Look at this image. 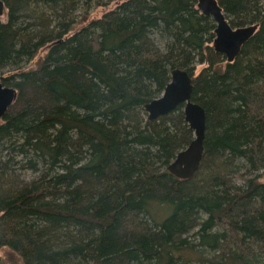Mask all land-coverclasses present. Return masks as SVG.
Wrapping results in <instances>:
<instances>
[{"label":"trees","instance_id":"obj_1","mask_svg":"<svg viewBox=\"0 0 264 264\" xmlns=\"http://www.w3.org/2000/svg\"><path fill=\"white\" fill-rule=\"evenodd\" d=\"M2 1L17 96L0 120V248L22 264H264V0H217L230 25L257 24L231 62L197 0ZM175 68L205 111L185 179L167 170L194 137L183 104L144 109Z\"/></svg>","mask_w":264,"mask_h":264},{"label":"water","instance_id":"obj_2","mask_svg":"<svg viewBox=\"0 0 264 264\" xmlns=\"http://www.w3.org/2000/svg\"><path fill=\"white\" fill-rule=\"evenodd\" d=\"M4 8L5 4L0 0V16ZM197 8L202 14L211 16L216 24L212 41L215 51L222 53L228 62L233 61L242 45L257 29V24L230 25L217 0H197ZM192 87L191 74L175 68L160 96L151 99L144 106L147 118L152 120L183 104L184 120L192 129L194 137L185 148L176 153L167 166L171 174L182 179L191 177L197 171L204 149L205 111L200 104L191 100ZM16 96L17 89L3 84L0 79V120Z\"/></svg>","mask_w":264,"mask_h":264},{"label":"rangeland","instance_id":"obj_3","mask_svg":"<svg viewBox=\"0 0 264 264\" xmlns=\"http://www.w3.org/2000/svg\"><path fill=\"white\" fill-rule=\"evenodd\" d=\"M104 10L105 9L102 7L93 8L91 10L90 16L98 17L103 13ZM3 18H5V15H3V17L1 19H3ZM203 66H205V65H202V64L196 65L195 73L197 74ZM12 68L13 67H11V69ZM8 69L9 68L4 69L3 72H6ZM29 176L31 177L30 173L25 174L24 178L27 179ZM0 260H1V264H22V260H21L20 255L8 246H2L0 248ZM195 264H197V263H195ZM208 264H210V263H208Z\"/></svg>","mask_w":264,"mask_h":264},{"label":"bare ground","instance_id":"obj_4","mask_svg":"<svg viewBox=\"0 0 264 264\" xmlns=\"http://www.w3.org/2000/svg\"><path fill=\"white\" fill-rule=\"evenodd\" d=\"M215 56V55H214Z\"/></svg>","mask_w":264,"mask_h":264}]
</instances>
